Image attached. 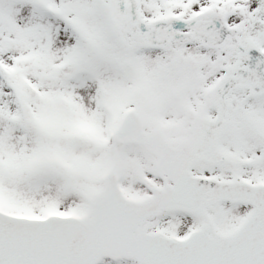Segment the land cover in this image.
I'll list each match as a JSON object with an SVG mask.
<instances>
[{"label": "snow or ice", "instance_id": "snow-or-ice-1", "mask_svg": "<svg viewBox=\"0 0 264 264\" xmlns=\"http://www.w3.org/2000/svg\"><path fill=\"white\" fill-rule=\"evenodd\" d=\"M0 264H264V0H0Z\"/></svg>", "mask_w": 264, "mask_h": 264}]
</instances>
